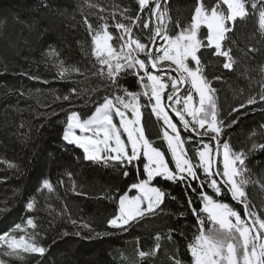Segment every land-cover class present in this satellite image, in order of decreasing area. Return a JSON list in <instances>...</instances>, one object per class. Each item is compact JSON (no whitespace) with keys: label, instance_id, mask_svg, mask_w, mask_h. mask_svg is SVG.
I'll return each mask as SVG.
<instances>
[{"label":"snow or ice","instance_id":"6c2138e0","mask_svg":"<svg viewBox=\"0 0 264 264\" xmlns=\"http://www.w3.org/2000/svg\"><path fill=\"white\" fill-rule=\"evenodd\" d=\"M135 3L138 6L135 14L125 6L109 12L107 16L103 15L106 9L99 4L85 0L86 7L98 9L96 13L88 14L84 12L85 5H78L81 24L90 41L77 43L86 57L95 58L90 68L66 65L60 51L52 45L42 53L44 62L56 69L55 78L68 80L73 85L65 94L54 95L53 101L67 102L70 108L76 106L75 102L84 96L85 90L78 86L80 81L74 79V75L85 80L95 77L98 81L94 88L88 90V102L94 104L91 114L82 118L77 111L67 113L61 136L65 146L81 150V156L76 157L78 160L82 158L100 167L115 168L124 178L133 175V181L123 193L110 191L97 197L115 204L114 211L105 221L106 229L110 231H98L91 222L72 218L67 205L60 215L67 216L74 226L72 234L83 240L127 233L142 219L160 215L166 197L176 199L166 183L180 184L185 190L187 210L195 217L191 234L173 228L157 232L154 236L156 243L148 251L140 249L137 238L136 255L140 264H143V258L154 256L159 251L161 240L172 241L173 233L186 240L191 264H264V204L257 211L246 191L249 184H259L264 190V182L254 180L246 164L252 152L264 150V143L253 141L247 151L232 148L225 137V129L236 124L239 117L225 123V119L219 116L218 89L213 87V80L219 81L223 77L215 75L210 79L204 73L208 63H217L229 72L236 71L240 57L233 54L236 41L229 33L244 24L250 15H258L257 44L264 45V0H214V3L194 0L189 19L183 23L177 19L172 33L167 27L172 21L168 0H135ZM38 6L54 9L57 16L67 14L66 10L50 5L48 0H39ZM90 15L95 16V24L89 19ZM117 15L120 17L118 20ZM14 19L21 22L19 17ZM109 19L112 24H109ZM5 23L0 21V28ZM110 27L116 30L115 35L109 31ZM202 29L206 31L202 32ZM237 51L242 57L253 59L249 53H258L261 48L249 46L246 51L239 48ZM205 56L210 59L205 61ZM211 58L222 60L213 61ZM247 71L245 69L241 75L251 79ZM259 74L260 90L249 95L239 108L231 109L229 116L247 105L264 103V64L259 66ZM19 75L49 83L28 72ZM128 76L135 77L139 91L124 86V79ZM101 86L103 95L92 100L91 94L101 91ZM24 94L19 90V95ZM141 97L144 103H141ZM40 107L48 108L50 104ZM143 108H149L156 121L162 122L157 139L163 144L157 145L155 140L145 135V127L141 123ZM44 114H55V110ZM24 126L23 122L19 125L20 128ZM260 128L264 130V125ZM182 132L187 135L182 136ZM0 163L19 170L15 163L4 160ZM66 175L70 184L68 190L87 196L77 189L72 173ZM58 183L63 185L64 180ZM45 190L46 193L56 190L49 179L39 182L37 192L45 193ZM133 190L135 194L129 195ZM221 197H230L241 205L244 218ZM39 203L37 197L29 198L25 212L39 213L42 210ZM6 210L0 208V212ZM179 215L183 216L184 212ZM37 219L35 215L27 216L23 222L14 223L0 232V264H10L6 257L23 260L26 258L24 254L45 256L48 248L39 242L43 237ZM63 235L69 233L64 232ZM169 258L172 264H184L177 256ZM122 259L127 260V257L122 255Z\"/></svg>","mask_w":264,"mask_h":264},{"label":"trees","instance_id":"16d2710c","mask_svg":"<svg viewBox=\"0 0 264 264\" xmlns=\"http://www.w3.org/2000/svg\"><path fill=\"white\" fill-rule=\"evenodd\" d=\"M48 2L56 8L66 10L67 14L54 15V9L40 8L39 0H0V21H6L4 27L0 28V160L19 166L17 171L8 168L6 163H0V208L7 209L0 212V232L14 223L23 222L27 216L35 215L38 216L37 223L41 226L39 230L43 237L39 242L48 248L42 258L24 254L26 258L23 260L8 259L10 264H140L136 255L137 238L140 249L148 251L156 243L154 236L157 232L163 233L173 228L190 235L195 217L187 210L184 187L166 183L165 186L176 199L166 197L165 203L161 205L163 212L160 215L142 219L131 231L92 240H83L72 234L74 226L67 216L60 215L64 205H67L72 218H83L91 222L98 231L109 230L106 229L105 221L114 211L115 204L97 197L110 191L118 190L123 193L133 181V175L124 178L115 168L100 167L82 158L78 160L76 157L81 156V150L71 145L65 146L61 139L69 111L79 112L82 118L91 114L94 104L88 102V90L94 88L98 81L95 77L85 80L82 76L74 75V79L80 81L78 86L85 90L84 96L75 102L76 106L70 108L67 102L53 101L54 95L65 94L73 85L68 80L56 79V69L50 63L44 62L42 53L48 46L52 45L60 51L66 65L75 64L81 68H90L95 58L90 55L86 57L77 43L90 41V37L83 30L82 16L78 8V5H85V0ZM87 2L104 7L105 16L125 6L131 9V14H135L138 8L135 0ZM193 2L194 0H168L169 15L172 17V21L167 24L170 33L175 32L177 19L182 23L189 19ZM207 2L214 3V0ZM97 11V8H88L86 5L84 7L85 14ZM73 16L75 19H72ZM14 17H19L21 22ZM89 19L95 24V16L90 15ZM116 19H120L119 15ZM108 22L113 23L111 19ZM109 31L114 35L116 33L112 27ZM204 31L206 29H202V32ZM229 36L234 37L236 41L233 54L240 57L236 71L229 72L217 63H208L204 73L210 79L215 75L223 77L219 81L213 80V87L218 89L219 116L225 119V123L239 117L236 124L225 129V137L234 150L247 151L253 141L264 143V135H261L264 130L260 128L264 125V103L247 105L239 112H233L231 116L228 113L246 103L249 95H255L260 90L259 66L264 64V45L257 44L258 15H250L246 22L234 29L233 33H229ZM24 40L28 42L24 43ZM112 43L115 45L116 41L113 40ZM249 46L261 48L258 53H249V56H254L253 59L242 57L237 51V48L246 51ZM87 47L86 44L85 48ZM209 59L204 57L205 61ZM245 69L251 79L241 75ZM21 72L40 76L49 83L30 80L27 76L19 75ZM124 86L129 90L139 91L135 77H125ZM36 89L40 91L37 92ZM19 90H23L25 94L19 95ZM102 95L101 86V91L92 93L91 99L96 100ZM141 103H144L143 97ZM43 104H50V107H40ZM53 110L55 114H44L52 113ZM142 113L146 136L155 140L157 145L163 144L162 140L157 139L162 122L156 121L149 108H143ZM173 118L176 120L175 116ZM21 122L24 123V128L19 127ZM253 132L256 133L255 136L251 135ZM25 133L27 135H24ZM186 135L187 133L182 132V136ZM65 147L68 150H65ZM246 164L253 179L264 182V150L257 149L252 152ZM68 172L72 173V180L75 181L77 189L87 193V196L76 195L68 190ZM42 179H49L56 190L53 193H46V190L45 193H38L37 188ZM61 179L64 180L63 185L58 183ZM246 191L259 211L260 206L264 204V190L259 184H249ZM134 192L133 190L131 194ZM33 196L40 201L38 207H42V210L39 213H28L24 210L26 201ZM193 199H196L194 195ZM221 199L240 211L244 218L241 205L230 197ZM180 212H184V215L180 216ZM64 232L69 235L64 236ZM173 237L172 241L161 240L159 251L154 256L143 258V264H172L170 256H177L184 264H191L186 240L177 233H173ZM122 255L127 257V260L122 259Z\"/></svg>","mask_w":264,"mask_h":264},{"label":"rangeland","instance_id":"374dc122","mask_svg":"<svg viewBox=\"0 0 264 264\" xmlns=\"http://www.w3.org/2000/svg\"><path fill=\"white\" fill-rule=\"evenodd\" d=\"M165 95H167V93H165ZM181 95H183V92L181 93ZM142 111V110H141ZM169 114L170 115H172V116H174V114L173 113H171V111H169ZM219 118V117H218ZM174 119V118H173ZM190 119V118H189ZM141 123L143 124V117H142V120H141ZM179 126V125H178ZM146 135V134H145ZM126 138V137H125ZM135 191V190H134ZM133 194H135V192L133 193ZM129 195H132L131 193H129ZM243 218V217H242ZM5 259H8L7 257L5 258Z\"/></svg>","mask_w":264,"mask_h":264}]
</instances>
